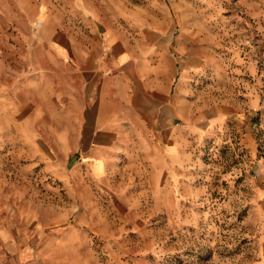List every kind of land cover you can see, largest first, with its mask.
I'll list each match as a JSON object with an SVG mask.
<instances>
[{
    "label": "rangeland",
    "instance_id": "obj_1",
    "mask_svg": "<svg viewBox=\"0 0 264 264\" xmlns=\"http://www.w3.org/2000/svg\"><path fill=\"white\" fill-rule=\"evenodd\" d=\"M6 6L21 11L19 25L38 26L44 6L40 25L170 26L182 37V145L139 146L97 185L91 197L104 220L97 234L88 228L100 264H264V0H0V38L14 21ZM27 43L22 63L0 56V95L13 105L0 107V225L8 230L22 203L70 201L49 173L44 138L75 115L9 113L25 77L38 80L40 109H54L48 91L85 94L68 66L48 63L40 46L36 59ZM8 257L0 253L2 264Z\"/></svg>",
    "mask_w": 264,
    "mask_h": 264
},
{
    "label": "crops",
    "instance_id": "obj_2",
    "mask_svg": "<svg viewBox=\"0 0 264 264\" xmlns=\"http://www.w3.org/2000/svg\"><path fill=\"white\" fill-rule=\"evenodd\" d=\"M4 15L14 19L0 38L5 65L22 63L21 46L27 41L35 45L36 59L40 46L48 63L68 66L85 94L76 100L48 91L46 105L54 109H40L44 99L35 89L38 80L25 77L24 96L20 101L16 96L9 113L75 115L73 123L44 138L49 173L63 184L70 201L56 207L22 203L15 229L0 225V253L9 255L5 264H100L88 228L94 227L97 234L104 220L103 205L91 197L97 185L112 177L123 156L138 154L139 146L177 150L182 145L180 121L188 102L182 37L170 26L150 30L140 25H40L44 6L38 9L35 27L16 23L22 17L19 9L6 6ZM22 34L31 36L24 40ZM87 34L96 36L89 40ZM4 106H13L10 96L0 95Z\"/></svg>",
    "mask_w": 264,
    "mask_h": 264
}]
</instances>
